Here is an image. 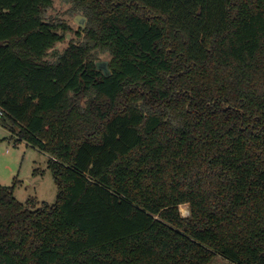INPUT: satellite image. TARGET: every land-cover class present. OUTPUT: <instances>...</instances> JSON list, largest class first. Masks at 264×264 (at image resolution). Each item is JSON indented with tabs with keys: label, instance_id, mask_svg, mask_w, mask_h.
Listing matches in <instances>:
<instances>
[{
	"label": "trees",
	"instance_id": "obj_1",
	"mask_svg": "<svg viewBox=\"0 0 264 264\" xmlns=\"http://www.w3.org/2000/svg\"><path fill=\"white\" fill-rule=\"evenodd\" d=\"M66 1L51 61L52 0H0L1 125L57 187L0 185V264H264V0Z\"/></svg>",
	"mask_w": 264,
	"mask_h": 264
},
{
	"label": "rangeland",
	"instance_id": "obj_2",
	"mask_svg": "<svg viewBox=\"0 0 264 264\" xmlns=\"http://www.w3.org/2000/svg\"><path fill=\"white\" fill-rule=\"evenodd\" d=\"M84 17L83 12L66 0H52V6L46 11L47 21L60 22L66 30L63 42L56 44L48 52L46 59L55 61L70 45H84V34L79 31L75 18ZM85 18V17H84ZM86 24V18H85ZM91 58L95 64L109 62L107 52L92 50ZM0 185L10 187L13 198L19 203L51 206L55 204L57 187L47 166V156L24 141L12 136L9 130L0 124ZM186 209V210H185ZM182 217L189 215L188 206L179 208ZM188 211L186 214L185 212ZM210 264H229L219 256H214Z\"/></svg>",
	"mask_w": 264,
	"mask_h": 264
},
{
	"label": "water",
	"instance_id": "obj_3",
	"mask_svg": "<svg viewBox=\"0 0 264 264\" xmlns=\"http://www.w3.org/2000/svg\"><path fill=\"white\" fill-rule=\"evenodd\" d=\"M75 22L80 28H84L85 27V18L84 17H81V16L76 17L75 18ZM107 65H108L107 62H99V63H96V68L98 70L102 71V73L105 76H108L109 75V70H108Z\"/></svg>",
	"mask_w": 264,
	"mask_h": 264
},
{
	"label": "built area",
	"instance_id": "obj_4",
	"mask_svg": "<svg viewBox=\"0 0 264 264\" xmlns=\"http://www.w3.org/2000/svg\"><path fill=\"white\" fill-rule=\"evenodd\" d=\"M3 116H4V112H3V110L0 108V124H1V121H2Z\"/></svg>",
	"mask_w": 264,
	"mask_h": 264
},
{
	"label": "bare ground",
	"instance_id": "obj_5",
	"mask_svg": "<svg viewBox=\"0 0 264 264\" xmlns=\"http://www.w3.org/2000/svg\"><path fill=\"white\" fill-rule=\"evenodd\" d=\"M186 210V209H185ZM186 214L188 213V211L185 212Z\"/></svg>",
	"mask_w": 264,
	"mask_h": 264
}]
</instances>
